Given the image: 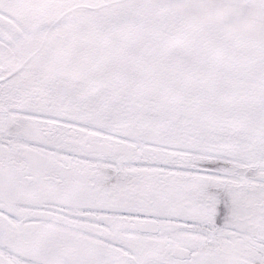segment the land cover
<instances>
[{"label":"snow or ice","instance_id":"snow-or-ice-1","mask_svg":"<svg viewBox=\"0 0 264 264\" xmlns=\"http://www.w3.org/2000/svg\"><path fill=\"white\" fill-rule=\"evenodd\" d=\"M0 264H264V0H0Z\"/></svg>","mask_w":264,"mask_h":264}]
</instances>
